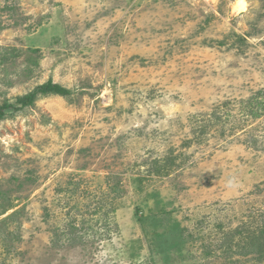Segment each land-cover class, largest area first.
Returning <instances> with one entry per match:
<instances>
[{
    "label": "rangeland",
    "instance_id": "obj_1",
    "mask_svg": "<svg viewBox=\"0 0 264 264\" xmlns=\"http://www.w3.org/2000/svg\"><path fill=\"white\" fill-rule=\"evenodd\" d=\"M236 1L0 0V264H264V0Z\"/></svg>",
    "mask_w": 264,
    "mask_h": 264
},
{
    "label": "trees",
    "instance_id": "obj_2",
    "mask_svg": "<svg viewBox=\"0 0 264 264\" xmlns=\"http://www.w3.org/2000/svg\"><path fill=\"white\" fill-rule=\"evenodd\" d=\"M70 94V91L67 88H64L60 84H56L53 81H49L46 84L38 87L35 91L32 93L26 95L23 98H20L18 100V104L21 108H26L29 106H32L34 102L37 99L38 95L48 96V95H59V96H68ZM13 108V105L10 104H4L0 108V121L5 117L6 110Z\"/></svg>",
    "mask_w": 264,
    "mask_h": 264
},
{
    "label": "bare ground",
    "instance_id": "obj_3",
    "mask_svg": "<svg viewBox=\"0 0 264 264\" xmlns=\"http://www.w3.org/2000/svg\"><path fill=\"white\" fill-rule=\"evenodd\" d=\"M208 1H217V0H208ZM240 5H243V7H240ZM248 8H249V4L247 0H237L233 4V13L240 15L246 13L248 11Z\"/></svg>",
    "mask_w": 264,
    "mask_h": 264
},
{
    "label": "clouds",
    "instance_id": "obj_4",
    "mask_svg": "<svg viewBox=\"0 0 264 264\" xmlns=\"http://www.w3.org/2000/svg\"><path fill=\"white\" fill-rule=\"evenodd\" d=\"M240 7H243V5H240ZM233 183V181H229V184L231 185Z\"/></svg>",
    "mask_w": 264,
    "mask_h": 264
}]
</instances>
